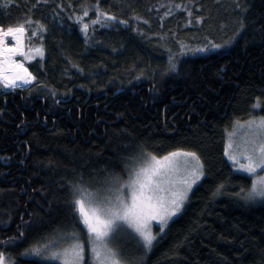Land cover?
Masks as SVG:
<instances>
[{
	"label": "trees",
	"instance_id": "1",
	"mask_svg": "<svg viewBox=\"0 0 264 264\" xmlns=\"http://www.w3.org/2000/svg\"><path fill=\"white\" fill-rule=\"evenodd\" d=\"M97 5L117 19L92 24ZM26 20L27 37L44 55L27 63L30 87L0 85L6 260L58 264L46 258L52 248L73 233L86 241L72 184L106 189L145 154L183 150L200 157L203 180L151 250L133 236L130 253L120 247L124 260L264 264V202L242 198L252 179L225 155L232 126L264 116V0H8L0 7L5 28Z\"/></svg>",
	"mask_w": 264,
	"mask_h": 264
},
{
	"label": "snow or ice",
	"instance_id": "2",
	"mask_svg": "<svg viewBox=\"0 0 264 264\" xmlns=\"http://www.w3.org/2000/svg\"><path fill=\"white\" fill-rule=\"evenodd\" d=\"M7 6L8 0L0 4V7ZM83 16H88L87 10L83 11ZM101 17L108 20L117 19L100 12L97 5V17L91 23H100ZM25 23L31 21L26 20L7 28L0 24V85L5 88L23 87L35 80L24 63L15 59L16 56L29 60L34 58L24 51L27 31ZM88 28L89 25L84 23L85 33ZM8 37L12 38L13 44H9ZM212 47L220 48L221 45L213 44ZM35 51L42 54L43 50L41 48ZM169 71H176V65L170 64ZM247 124L251 139L245 142V147L240 153L246 162L239 166L240 170L255 176L258 169L264 170V116L249 120ZM231 147L230 142L228 148ZM225 155L234 163H239L236 155L229 154L227 148ZM203 167L200 157L194 151L177 150L161 157L147 153L138 164L130 168L127 180H121L119 176L113 177L107 182L108 187L103 193L93 192L81 183L72 184V203L86 229V241L73 233L71 242L53 251L49 258L58 259L62 264H85L87 244L88 264H129L122 258L119 248L113 244L119 232L130 229L138 236L143 248L151 250L156 240L151 230V222L158 221L160 230L163 231L167 221L183 207L192 186L204 175ZM177 174L179 179L176 178ZM242 198L249 202H264V176H257ZM30 251L41 254L39 247ZM24 254L27 255L28 252ZM0 264H6L3 252H0ZM7 264L11 262L8 261Z\"/></svg>",
	"mask_w": 264,
	"mask_h": 264
},
{
	"label": "rangeland",
	"instance_id": "3",
	"mask_svg": "<svg viewBox=\"0 0 264 264\" xmlns=\"http://www.w3.org/2000/svg\"><path fill=\"white\" fill-rule=\"evenodd\" d=\"M7 40L9 42V44H13L14 43V41L12 40L11 37H8ZM24 46H25L24 47V51L28 54V56L34 57V58H32V59L29 60V59H25V57H22V56H16L15 59L22 61L26 67H27V63H30V62L34 61L35 59H41V58H43V55H44V52L43 51H42V54L41 53H38L37 51H35L36 49H41V48L43 50V47H42L41 43H38L36 45H33V43L27 37L26 33H25V39H24ZM185 52H189V51L188 50H185ZM195 52L196 53H200V54L204 53V51H195ZM33 81H32L31 84H28V85H25V86L19 87V88L20 89L28 88V87H30L33 84ZM2 87H3V85H2ZM3 88H5V87H3ZM19 88H14V89H19ZM5 89L14 90V89H9V88H5ZM253 119H258V118L257 117H254V118L252 117L249 120H253ZM249 120H247L245 122H241L239 124L237 123V124L233 125L232 126V129L233 130L228 134V145H229L230 142H231V145H232L231 148H228V146H227L228 152H229V154H235L236 157H237V160L239 161V163H234L232 160L229 159V156L228 155H226V158L229 160L230 164L232 165V167H233V169H234V171L236 173H239V174L248 176L249 178L252 179V182H253V180H255L257 176H264V170L258 169L256 175L254 176L252 174H249V173H246V172L240 170V166H239L240 164L246 162L243 159V156L240 155V153L243 151V149L245 147V142L246 141H249L251 139V133L249 131V126L247 124V122ZM128 171L126 173V176H125V179L124 180H127L128 179ZM203 172H204V169H203ZM176 178L179 179V174H177V177ZM203 178H204V175L192 186L191 190L187 194V199L185 201H188L190 194L201 183V181L203 180ZM104 190H105V188H102L99 191L101 193H103ZM93 192H96V191H93ZM185 201H184V203H185ZM257 202L263 203V202H260V201H257ZM184 203H183V205H184ZM182 208L177 212V214L175 216L171 217L167 221V225L163 228V231L160 230L161 225L159 224L158 221H152L151 222V230H152L153 234L156 237H158L159 235H161L165 231V229L167 228V226L175 218H177L178 215L182 212ZM133 236H135V238H137V240L140 242L138 236L134 232H132L130 229H123V230H121L119 232L118 236L113 241V244L116 245L119 248V250H120V247L121 246L128 247L126 249V252L127 253L129 252L130 253L131 252V247L130 246H127L126 243H129V240H132L134 238ZM64 246H66V245H60L59 247L57 246V247L52 248L51 249V253L53 251H57L59 248L64 247ZM55 249H57V250H55ZM121 250H120V252H121ZM51 253L48 256H46V258L48 260L55 261L58 264H62V261H60L58 259H50L49 257L51 256ZM122 258L125 259L123 253H122ZM8 261H10V260H6V264H7ZM11 264H12V262H11Z\"/></svg>",
	"mask_w": 264,
	"mask_h": 264
}]
</instances>
